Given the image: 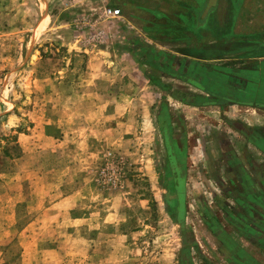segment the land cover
Returning <instances> with one entry per match:
<instances>
[{
	"label": "rangeland",
	"instance_id": "obj_1",
	"mask_svg": "<svg viewBox=\"0 0 264 264\" xmlns=\"http://www.w3.org/2000/svg\"><path fill=\"white\" fill-rule=\"evenodd\" d=\"M215 5L216 0L212 6L208 0H0V264H23L15 232L40 211L36 201L44 190L33 186L60 179L41 172L71 160L63 144L44 138L60 131H42L46 113L32 122L39 121L44 104L54 118L66 113L64 104L72 106L76 135L85 131L98 138V130H111V141L102 147L81 137L74 143L76 165L91 171L100 193L102 204L96 200L93 212L113 211L102 227H79L87 236L95 233L94 247L101 249L119 227L126 235L124 257L135 264H179L183 244L191 247L194 264H225L210 257L200 230L205 209L213 213L220 206L222 150L247 146L231 130L242 129L248 117L198 107L213 102L184 81L188 53L214 54L213 32L202 36L199 28ZM229 5L235 8L236 0ZM106 9L118 15L109 17ZM17 133L27 138L18 140ZM222 133L233 137L232 144L222 141ZM88 152L96 153L95 164L86 159ZM64 179L69 182L70 175ZM76 244L81 246L77 239Z\"/></svg>",
	"mask_w": 264,
	"mask_h": 264
},
{
	"label": "crops",
	"instance_id": "obj_2",
	"mask_svg": "<svg viewBox=\"0 0 264 264\" xmlns=\"http://www.w3.org/2000/svg\"><path fill=\"white\" fill-rule=\"evenodd\" d=\"M229 1L222 0L219 5V0H216V5L206 14L199 28L202 36L203 33L213 32V56L204 51L194 57L188 53L184 61V72L187 73L185 84L213 102L201 103L198 107L231 109L245 112L248 117L245 123H241L242 129L231 130L232 134L238 133V137L234 138L244 137L242 139L247 146L235 151L230 145V149L222 150L225 162L222 163L223 172L217 183L222 191L220 206L213 213L205 209L204 228L200 234L201 241L210 249V257L214 258L215 255L222 263L264 264V0H236L235 8L229 5ZM257 2L260 4L256 5ZM42 106L39 121L32 118V122H40L46 113L42 131L45 133V130L54 128L60 131L57 136L45 134L44 138L63 144L64 152L71 155V160L58 167H46L41 172L45 177L60 175V179L54 182L40 180L33 186L44 192L36 201L40 206L38 215L16 228L14 243L22 248L21 261L23 264H91V261L99 264H135V258L128 260L124 257L127 252L126 235L119 227L110 230L101 249L94 247L95 233L91 231L97 226L102 227L104 220L108 222L106 218H114L113 211L108 209L95 215V201L102 204L100 193L91 171L76 165L79 162L77 146L74 145L79 140L77 138L81 137L80 140L86 142H102V147L111 141L106 138L111 130H98V138L86 135L85 131L76 135L77 129L72 119L74 112H70L74 111L72 106L64 104L66 113L63 112L62 118L50 117L54 112L48 111V105ZM17 136L18 140L27 138L24 133H17ZM220 136L226 145L233 140V137L228 139V133ZM95 156L96 153L88 152L86 159L91 161L92 158L90 163L95 164ZM65 175H70L69 182L65 181ZM32 198H29V203H33ZM11 218H14V214ZM114 220L109 222L112 228ZM81 226L92 229V234L87 236L85 229L81 233ZM38 237L39 244L36 242ZM76 239L81 246L78 247ZM29 246H34V249L39 247L36 256L32 255L33 248L26 252ZM183 249L181 254L186 256L185 264H194L188 251L191 247L183 244Z\"/></svg>",
	"mask_w": 264,
	"mask_h": 264
},
{
	"label": "trees",
	"instance_id": "obj_3",
	"mask_svg": "<svg viewBox=\"0 0 264 264\" xmlns=\"http://www.w3.org/2000/svg\"><path fill=\"white\" fill-rule=\"evenodd\" d=\"M174 72V71H173ZM175 74L177 75L176 77H181V79L182 78H184L182 75H180V73L178 74V73H176V71H175ZM174 178L173 179H175V177L176 176H173ZM175 184V183H174ZM181 224V223H180ZM179 223H178V225H180ZM182 251H184V249L182 250ZM182 253V252H181ZM180 253V259H179V264H185L186 263V260H185V254L183 255V254H181Z\"/></svg>",
	"mask_w": 264,
	"mask_h": 264
},
{
	"label": "built area",
	"instance_id": "obj_4",
	"mask_svg": "<svg viewBox=\"0 0 264 264\" xmlns=\"http://www.w3.org/2000/svg\"><path fill=\"white\" fill-rule=\"evenodd\" d=\"M104 13L109 17H115L118 15L117 10H111V9H106Z\"/></svg>",
	"mask_w": 264,
	"mask_h": 264
},
{
	"label": "water",
	"instance_id": "obj_5",
	"mask_svg": "<svg viewBox=\"0 0 264 264\" xmlns=\"http://www.w3.org/2000/svg\"><path fill=\"white\" fill-rule=\"evenodd\" d=\"M215 0H208V6L214 5Z\"/></svg>",
	"mask_w": 264,
	"mask_h": 264
}]
</instances>
